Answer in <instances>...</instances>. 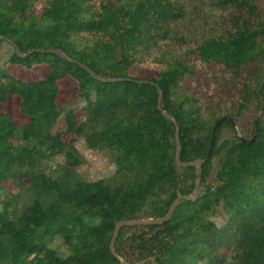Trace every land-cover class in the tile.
Listing matches in <instances>:
<instances>
[{
	"label": "trees",
	"instance_id": "16d2710c",
	"mask_svg": "<svg viewBox=\"0 0 264 264\" xmlns=\"http://www.w3.org/2000/svg\"><path fill=\"white\" fill-rule=\"evenodd\" d=\"M218 5L230 10L227 25L187 43L170 33L189 15L183 0H0V46L12 49L5 64L46 69L24 78L0 67V105L14 97L27 118L18 129L0 111V181L26 185L0 200V264H120L114 225L163 218L180 196L160 225L122 227L117 255L131 264H264V16L257 0ZM133 67L154 75L131 76ZM204 68L242 80L235 109L204 106L181 88ZM66 79L81 106L59 107ZM251 104L260 115L249 137L217 145ZM58 120L64 129L54 131ZM79 140L108 154L115 184L77 173ZM197 159L206 161L191 201L197 175L187 164ZM50 236L69 253L52 249Z\"/></svg>",
	"mask_w": 264,
	"mask_h": 264
},
{
	"label": "rangeland",
	"instance_id": "374dc122",
	"mask_svg": "<svg viewBox=\"0 0 264 264\" xmlns=\"http://www.w3.org/2000/svg\"><path fill=\"white\" fill-rule=\"evenodd\" d=\"M219 0H183L189 15L179 24L170 29L172 35L182 34L183 39L187 43H195L200 40L206 32L213 33L218 31L227 25L228 16L230 10L220 7L218 5ZM257 6L260 13L264 16V0H257ZM194 22V23H193ZM205 27L203 28L204 24ZM163 44H170L171 40L167 39L158 43L153 51H158ZM12 49L7 44L3 43L0 46V67H5L16 76L31 78L36 73L44 74L46 69L44 67L33 68L29 71H25L22 68L6 65L5 61ZM131 76H137L140 78L151 77L153 72L144 69H138L133 67L129 70ZM242 80L235 81L230 78L226 73L218 70H210L209 68L201 69L193 76H187L181 88L186 91L187 88L195 93L200 102L206 106L209 104L214 109H224L225 106L229 109H235V102L240 95V87ZM16 98L10 97L6 105H0V111L7 113L12 121L15 123L18 129H21L24 124L27 123V118L17 114L15 109ZM83 101L77 99L74 91V83L71 80L62 81L61 93L58 97L59 107L66 106H81ZM225 111V109H224ZM260 115V111H257L254 104L248 105L238 118V122L235 126L234 133L228 129H222L220 131V140L217 141V145L224 140L232 139L233 134L237 136L249 137L253 121ZM64 129V123L62 120H58V124L54 131ZM74 150L79 156L82 164L77 169V173L86 181H97L99 179L110 180L111 184H115L113 180L115 167L110 162L108 154L101 151H92L88 149L83 140H79L74 143ZM59 157L44 160L42 167L47 171L54 168L55 164L60 162ZM213 167H217V159H213ZM23 184H27V180L23 181ZM21 183L15 182L12 178L8 177L4 181H0V200L5 196L18 194L26 187ZM49 246L56 250L59 255H67L69 252L64 246L59 236H50L47 238ZM228 264H232L231 262Z\"/></svg>",
	"mask_w": 264,
	"mask_h": 264
},
{
	"label": "water",
	"instance_id": "95a60500",
	"mask_svg": "<svg viewBox=\"0 0 264 264\" xmlns=\"http://www.w3.org/2000/svg\"><path fill=\"white\" fill-rule=\"evenodd\" d=\"M0 39H4L3 37H0ZM6 40V39H4ZM25 56V55H22ZM83 68L88 71L90 74L93 75V73L91 71H89L86 67L83 66ZM162 115L169 121L173 122V118L171 116H169L168 114H165L164 112H162ZM220 124V121L216 124L213 133H212V138L210 141V149H209V154L211 152V149L213 147V143H214V135H215V131L216 128L218 127V125ZM176 165L180 166V161H179V142L177 139V132H176ZM208 154V156H209ZM207 159V158H206ZM206 159H197L192 163H189L187 165L194 167L195 169V173L197 175V179L195 181L194 184V190L193 192L188 195L186 197L187 200H191V201H195L197 199V187H198V182L200 180L201 177V172H202V166L205 163ZM182 199V197H178L170 206V208L168 209L167 214L165 215V217L160 218V219H148V220H144V219H140V220H125V221H118L115 225H114V230H113V234H112V239H111V243H110V252L113 255V257H115L120 264H131L129 263L127 260H125L124 258L120 257L119 255H117V253L114 250V242L119 234V230L122 227H132V226H138V225H160L161 223L167 221L169 219V217L171 216V214L173 213L175 207L177 206L178 201H180ZM147 261H153L152 258L147 259V260H142L140 262H137L135 264H145Z\"/></svg>",
	"mask_w": 264,
	"mask_h": 264
}]
</instances>
